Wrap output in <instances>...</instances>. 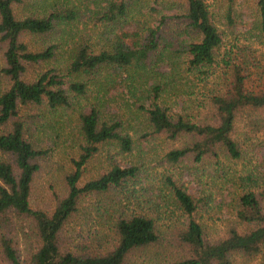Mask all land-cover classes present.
Instances as JSON below:
<instances>
[{
	"label": "trees",
	"instance_id": "16d2710c",
	"mask_svg": "<svg viewBox=\"0 0 264 264\" xmlns=\"http://www.w3.org/2000/svg\"><path fill=\"white\" fill-rule=\"evenodd\" d=\"M28 0H0V54L4 61L1 75L10 87L0 94V264H23L18 248V220L30 224L31 249L25 264H124L134 249L156 245L160 235L154 218L132 214L114 223L115 243L112 249L81 255L64 247L62 233L78 212L80 199L86 195L107 191L126 180L137 177L138 168H122L114 164L110 170L83 187L79 183L87 166L107 143H117L125 153L131 152L134 140L122 133L123 123L118 119L101 120L95 109L78 114L79 133L83 144L77 159H72V170L64 176L65 189L55 197L51 209H35L30 197L34 176L41 170L40 159L47 151L31 140L30 127L20 118L23 107L45 106L48 111L71 109L75 100L88 93L89 85L99 74L115 69L125 74L131 83L143 73L147 74L152 55L162 38L161 22L157 26H144L142 30L127 29L128 11L135 0H101L108 2L97 13L95 23L112 25L114 32L105 48L97 52L86 45H76L68 75L56 69L41 73L35 80L25 79L29 67L52 61L57 54L56 45H32L25 38L45 37L61 27L76 22L75 8L53 9L43 17L17 18L14 8ZM97 1V0H93ZM181 16L188 29L196 34L195 41L187 43L184 53L188 70L214 74L218 52L222 44L219 31L212 21V12L206 0H184ZM238 0H225L227 18L232 23ZM260 33L264 34V0H255ZM125 23V24H124ZM255 61V62H253ZM240 64L226 62L230 68L224 84L208 99V112L200 121L185 115H172L158 105L161 88L154 87L148 108L142 107L146 122L158 136L177 142L185 138L181 149L172 151L167 160L178 164L191 158L195 163L208 159L219 161L221 156L241 161L244 146L264 131L260 122L248 120L239 128L244 114L264 112V66L256 59L243 57ZM228 68V69H229ZM252 74L260 81V88L250 89ZM116 76V75H115ZM106 77L112 78L108 73ZM114 77V76H113ZM116 81L114 79L111 80ZM107 79V85L111 82ZM29 135V136H28ZM177 204L189 216L180 235L181 243L189 247L191 255L170 264H233L239 255L254 260L264 248V188L247 190L235 199V216L226 234L216 240L206 238L203 226L194 216L197 202L185 189L172 186ZM264 264V262L262 263Z\"/></svg>",
	"mask_w": 264,
	"mask_h": 264
},
{
	"label": "rangeland",
	"instance_id": "374dc122",
	"mask_svg": "<svg viewBox=\"0 0 264 264\" xmlns=\"http://www.w3.org/2000/svg\"><path fill=\"white\" fill-rule=\"evenodd\" d=\"M212 21L220 33L222 44L218 52V64L212 75L189 71L184 47L195 41L181 17L185 10L184 0H135L130 5L127 22L129 31L142 30L146 26H157L161 22L162 38L158 51L150 59L147 74L140 73L133 82L125 81V74L115 69L106 77L103 71L88 87L83 98L75 100L72 108L48 111L40 107L27 106L19 111L21 119L30 127L31 140L47 151L40 159L41 170L34 176L30 202L35 209H51L55 197L62 194L64 176L72 170V159H77L83 139L79 133L78 114L89 109L100 112L101 120L118 119L123 123L122 133L134 140L131 152L125 153L117 143H107L87 166L79 187L108 172L112 165L122 168L137 167L133 180L107 191L89 194L80 199L78 212L62 233L64 247L70 251L90 255L100 250L112 249L116 240L114 223L132 214H143L154 218L160 241L156 245L134 249L124 264H170L191 255L189 247L180 241V233L186 228L189 216L177 204L172 186L185 189L197 202L194 216L201 223L206 238L216 240L226 234L228 228L238 223L235 216V199L247 190L264 188V131L244 146V157L232 161L221 156L219 161L208 159L195 163L191 158L172 164L167 155L181 149L185 138L177 142L151 133L142 107L148 108L154 87L162 90L158 99L160 108L172 115H185L192 121H200L208 112L209 97L221 89L230 72L226 62L240 64L243 57L256 59L264 66V34L259 31L255 0H238L229 23L228 6L225 0H206ZM108 2L93 0H28L14 8L17 18L43 17L53 9L75 8L78 19L72 24L45 37L25 38L32 45H56V57L47 63L29 67L26 80H35L41 73L56 69L63 76L74 55L75 46L86 45L98 51L105 48L114 32L112 25L95 23L97 13L106 8ZM255 62V61H253ZM241 65V64H240ZM5 64L0 54V72ZM229 68V69H228ZM116 75V76H115ZM114 76V77H113ZM107 79H114L107 85ZM109 82V83H110ZM261 84L252 74L250 89ZM10 82L0 73V94L8 90ZM239 128L248 120L264 126V112L244 114ZM0 129V134H1ZM29 136V135H28ZM17 228L20 259H25L31 249L30 224L18 220ZM233 264H262V254L254 260L241 255Z\"/></svg>",
	"mask_w": 264,
	"mask_h": 264
}]
</instances>
